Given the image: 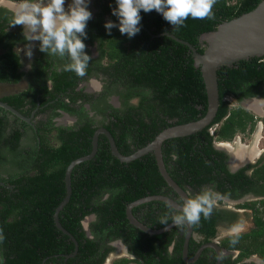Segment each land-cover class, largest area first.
<instances>
[{"label":"trees","instance_id":"trees-1","mask_svg":"<svg viewBox=\"0 0 264 264\" xmlns=\"http://www.w3.org/2000/svg\"><path fill=\"white\" fill-rule=\"evenodd\" d=\"M100 1L98 19L88 20L85 32L92 29L99 32L100 38L107 41L102 52H107L113 61L110 67L116 76L125 84H134L139 88L137 95H142L139 104L130 107L133 111L128 112L123 122L121 116L117 117L119 123L115 125L119 131L110 128L117 149L124 155L146 145L171 124L198 119L207 105L201 71L195 67L188 47L164 34L151 37L148 31L174 34L202 52L204 45L199 41L202 33L214 30L220 22L247 12L260 2L216 0L211 18L189 17L178 28L155 10L147 13L141 10L138 25L141 31L129 38L127 34L122 35L118 27H113L111 33L105 30L104 14L110 13L111 20L117 25L119 22L112 14L115 0ZM17 65L11 51L0 55V81L17 79L19 75L14 72ZM217 84L219 105L213 121L195 134L166 139L161 146L165 167L180 186L185 189L189 186L196 195L202 192L203 185L210 183L220 195L239 196L249 188L257 195L264 194V164L254 170L252 180H243L248 187L240 182V187L231 190L228 184L244 176L243 171L229 172L224 162L226 155L212 144L214 138L232 139L235 132L244 131L252 119L242 107L230 108L225 97L240 100L253 95L264 96V57H250L221 66L217 70ZM4 99L13 102L11 97ZM14 103L18 107L19 104ZM8 114L0 107V264H102L111 250L107 242L116 238H122L143 264H185L182 259L185 225L150 235L133 226L126 217V205L140 197L164 194L177 198L160 175L153 153L128 162L120 161L111 153L104 136L98 140L94 156L75 165L71 171V195L59 211L58 219L77 240L78 249L74 256L66 258L65 255L73 251L74 243L56 227L53 213L65 196V168L71 160L90 152L93 130L87 125L77 130L59 129L56 144L42 139L39 148L33 149L35 155L27 167L18 142L19 128L26 124ZM221 120L215 136L209 133L208 127ZM4 151L21 155L23 161H7ZM255 202L263 206L260 212L254 208ZM237 206L253 208L255 228L247 234L223 238V246L239 250L235 261L254 253L264 259V198ZM132 213L143 224L159 228L182 211L163 201L151 200L134 206ZM91 214L95 217L88 224L92 235L88 237L82 221ZM225 217L233 221L237 213L224 216L221 210L212 207L207 218L201 214L199 223L192 224L193 233L201 239L197 241L191 236L189 257L201 243L216 235L217 223ZM246 238L252 242L241 240ZM253 244L255 247L251 248ZM125 263L126 260H122L116 264ZM195 264L208 263L206 258H200Z\"/></svg>","mask_w":264,"mask_h":264},{"label":"flooded vegetation","instance_id":"flooded-vegetation-1","mask_svg":"<svg viewBox=\"0 0 264 264\" xmlns=\"http://www.w3.org/2000/svg\"><path fill=\"white\" fill-rule=\"evenodd\" d=\"M235 1L236 0H231L230 2L235 3ZM22 2L23 0H0V55L6 50L11 51V53L15 55L18 65L14 72L19 75L17 79L0 81V84L15 86L13 91L1 95L0 101L7 103L17 112L29 118V121H25L3 107H0L9 113L8 117H16L19 119L20 123L23 121L26 124L19 128L21 134L18 138V142L20 144L19 147L23 149V155L25 154L26 165L29 167L33 161V155H35L32 153L33 149L39 148V143L42 139L49 140L51 144L55 145L57 142L55 137L59 129H67L68 131L69 129L77 130L83 125H87L93 130L92 136L95 130L99 128H105L109 132L113 129L115 132H118L119 130L115 125L116 122L119 123L117 117L121 116L123 122L125 120L124 117L128 112L133 111L130 107L137 106L142 95H137V92L139 93V88L134 84H125V82H121V79L116 76L114 70L110 67L113 61L110 60L109 56L106 54L107 52H102L103 48H105V45L103 44H106L107 41L105 39L102 40L99 32L95 29L85 32L86 38L84 36L80 37L85 44L83 51L90 56L89 65L85 70V74L79 76L75 72L65 71L64 65L72 62L71 57L67 52L61 56L58 53L52 54L50 51H41L42 41L31 38L40 34L39 28L36 33H32L25 26L12 25L15 15L19 11V5ZM47 2L48 0H42V3L45 5ZM70 2L72 4V0H70ZM101 2L102 1L100 0H90L88 7L92 16L89 20L95 21L98 19ZM68 3L69 2H66L65 4ZM68 7L69 5L65 6V11L68 10ZM104 20L106 22L112 21L110 13L104 14ZM139 27L141 28V26ZM162 33L168 32L164 31L154 34L151 30L148 31V34L151 37L160 34L163 35ZM5 97H11L13 102L9 103L5 101ZM232 98L239 103L240 106L238 107H242L247 113H249L252 119L247 122L244 131H236L232 139L216 140V138H214L212 141L214 148L226 155L224 162L229 172L235 173L239 170L243 171L244 176L241 178H234L232 181L233 183L231 182L232 184H228L231 190L240 187L238 185L240 182L245 183L243 182L244 179L252 180V173L254 170L264 164V149L262 151L256 148L260 139V131L263 129L262 122L264 123V111L262 110L264 107V96L253 95L243 97L240 100H237L234 97ZM14 102L19 104L18 107H16ZM253 102H256L257 106H251ZM259 102L262 103L260 104ZM221 122L222 120L216 123L213 133L210 132L208 127L207 130L209 133L215 136L216 129ZM246 134L250 135V141L247 144H244L243 140L246 139ZM103 136L105 137V141L108 142L106 135L100 132L97 138V145L98 140H101ZM127 141L130 142L129 139H127ZM231 150H234L235 152ZM236 152H243L246 158L238 165L233 166V155ZM3 156H6V159H8L7 161H23L21 155L14 156L11 152L4 151ZM8 166H10V164H7V167ZM29 172L32 173V170ZM257 183L260 184L261 180ZM244 186L248 187L249 184L245 183ZM7 187L11 186L7 185ZM205 189H211L217 193V191L214 190L212 183L203 185L201 190L203 191ZM185 190L188 192L190 199L191 196H196V192L189 186H186ZM176 197L177 198H171L181 203L182 201L177 194ZM262 198H264V194L257 195L249 188V190L244 191L239 196L219 194L217 200L222 201V199H228L238 205L244 203L247 199L259 200ZM212 207L221 210L224 216H227L230 213H239V208L244 210L251 209L237 206L238 210H234L230 207L217 206L216 204H213ZM143 210H145V208H142V211ZM250 212L252 211L250 210ZM90 216L92 217L91 220L95 217L94 214H91ZM86 218L89 219V216ZM238 219L239 216L233 221L228 220L226 217L225 219L220 220L217 223V233L219 227L223 225L224 227H231L235 225ZM251 219L254 224L253 212L251 214ZM83 228L86 235L92 237L89 226L87 225L86 228L88 229L90 236L84 224ZM251 230L247 233L251 232ZM217 233L214 237L201 244L211 241L220 245L222 250L220 258H218L219 256L214 248L206 247L192 263L185 262L182 257L185 264H195L200 258H206L208 264H264V259L260 255L253 254L242 260L235 261L238 257L239 250L225 248L222 244L223 238L220 239ZM192 237L197 241L201 239L200 236L195 233H192ZM107 245L111 247V250L107 252L102 264H104L106 258L112 254H117V259L114 258L112 264H116L122 260H126L125 264H131L132 262L134 264H143L141 259H138L130 252L129 246L122 238L109 240ZM171 249L172 245L169 246V250ZM123 252L126 254L125 257L118 255ZM195 253L189 257L187 252V257L190 259Z\"/></svg>","mask_w":264,"mask_h":264},{"label":"water","instance_id":"water-1","mask_svg":"<svg viewBox=\"0 0 264 264\" xmlns=\"http://www.w3.org/2000/svg\"><path fill=\"white\" fill-rule=\"evenodd\" d=\"M162 34H165L173 38L174 40L186 45L191 52L194 65L195 67H198L200 69L205 86L207 102L205 113L196 120L171 124L163 128L155 135V137L150 142L140 148H137L135 151L128 155H124L119 152L113 136L107 129L99 128L95 130L92 136L90 152L71 160L66 166L64 173V182L66 189L65 196L56 206L53 213L54 223L56 227L62 233L69 236L71 241L74 243L73 251L70 254L65 255V257L74 256V254L77 252L78 243L75 237L61 225L58 219V213L68 202L71 195V171L73 167L84 160L91 159L94 156L97 150V138L100 132L106 135L111 153L120 161L128 162L141 157L144 154L152 152L160 175L163 177L166 184L176 192V194L182 201L180 203L177 200L164 194H151L135 199L129 202L125 207V213L129 223L150 235L168 231L176 225L174 220H172L159 228L149 227L140 222L133 215L132 208L151 200H159L167 203L169 206L176 210L182 211L184 203L186 202V200L190 199L188 192L183 187H181L168 173L162 157V143L169 138L195 134L196 132L211 124L217 113L219 105V93L217 84L218 68H220L221 66L233 65L240 60L248 59L250 57H264V0H260V2L253 9L229 20L220 22L214 30L202 33L199 36V41L204 45V50L202 52L197 51L196 47L190 42L180 39L174 34ZM0 106L7 111L17 115L19 118L25 121H29V118L17 112L7 103L0 101ZM0 184H2L1 181ZM184 225L185 234L182 246V257L185 262L192 263L193 261H195L200 252L206 247L214 248L219 256L218 258H220V254L222 252L220 245L215 242L209 241L201 244L197 249L195 255L189 259L187 257V250L189 240L193 233V229L192 224L185 223ZM87 232L89 234L88 229Z\"/></svg>","mask_w":264,"mask_h":264},{"label":"clouds","instance_id":"clouds-1","mask_svg":"<svg viewBox=\"0 0 264 264\" xmlns=\"http://www.w3.org/2000/svg\"><path fill=\"white\" fill-rule=\"evenodd\" d=\"M89 2L90 0H72V4L65 11L66 0H48L46 5L42 0H23L12 25L25 26L32 33H36L39 28L40 34L31 38L42 41L40 50L61 56L67 52L72 62L64 65V70L83 76L90 56L83 51L85 44L80 37L86 38L85 28L92 16ZM215 2L216 0H115L116 6L112 8V14L119 23L117 25L108 21L104 27L108 33H111L113 27H118L122 35L127 34L131 38L141 31L138 26L142 19L141 10L145 13L155 10L178 28L189 17L211 18ZM218 195L211 189H205L194 198L186 200L182 214L173 217L175 224H197L201 214L207 218Z\"/></svg>","mask_w":264,"mask_h":264},{"label":"rangeland","instance_id":"rangeland-1","mask_svg":"<svg viewBox=\"0 0 264 264\" xmlns=\"http://www.w3.org/2000/svg\"><path fill=\"white\" fill-rule=\"evenodd\" d=\"M66 2H69V3L65 4V6L71 5L70 0H66ZM14 88H15V86H11L9 84H0V96L13 91ZM225 99L228 101L229 106L231 108H236V107L240 106L239 103L237 101H235L231 96H226ZM262 110L264 111V107L262 108ZM262 127H263V129H261V131H260V139H259V143L256 145V148L263 151V149H264V123L263 122H262ZM249 141H250V135L246 134V139L243 140V143L247 144ZM231 151L235 152L234 150H231ZM253 201H257V200L256 199H247L246 201H244V203L245 202L252 203ZM214 204H216L217 206H222V207H230L231 209H234V210L237 209V205L233 201L228 200V199H222V201H221V200H217V198H216ZM253 205H254V208L256 207L259 209V212L262 210L263 206L260 205V203L255 202ZM239 209H240L239 213H237V217L239 216V219L235 223V225H233L231 227H224V225L219 227L217 235L220 239L232 237V236H235L239 233L240 234L247 233L251 229L255 228V225L253 224L252 219H251V214L253 212V208H251L249 210H244L241 208H239ZM247 209H248V207H247ZM250 210L252 212H250ZM91 219H92V217L89 216V219L86 218L83 220V224L85 227H87V225L89 224V221ZM241 240L244 241L245 243L252 242L251 239H249V238L241 239ZM261 240H262V237L259 238V241H261ZM244 242H242V243H244ZM254 247H255V244H253L251 246V248H254ZM116 255H113V254L109 255L108 258H106L104 264H112L113 259L114 258L117 259ZM118 255H121V257H125L126 254L123 252V253H119ZM253 255H258V254L254 253ZM131 264H134V263L132 262Z\"/></svg>","mask_w":264,"mask_h":264},{"label":"bare ground","instance_id":"bare-ground-1","mask_svg":"<svg viewBox=\"0 0 264 264\" xmlns=\"http://www.w3.org/2000/svg\"><path fill=\"white\" fill-rule=\"evenodd\" d=\"M262 102H260L261 104ZM251 106H257V103L256 102H253ZM245 154L243 152H236L234 153L233 155V161H232V164L233 166H236L238 165L240 162H242L244 159H245Z\"/></svg>","mask_w":264,"mask_h":264},{"label":"built area","instance_id":"built-area-1","mask_svg":"<svg viewBox=\"0 0 264 264\" xmlns=\"http://www.w3.org/2000/svg\"><path fill=\"white\" fill-rule=\"evenodd\" d=\"M215 126H216V124L215 125H212L211 127H209L211 133H213V131L215 129Z\"/></svg>","mask_w":264,"mask_h":264}]
</instances>
